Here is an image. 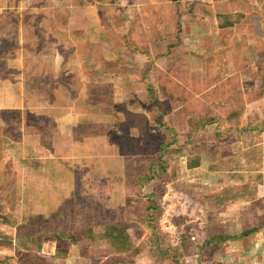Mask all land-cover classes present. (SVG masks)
Listing matches in <instances>:
<instances>
[{
  "label": "crops",
  "instance_id": "crops-1",
  "mask_svg": "<svg viewBox=\"0 0 264 264\" xmlns=\"http://www.w3.org/2000/svg\"><path fill=\"white\" fill-rule=\"evenodd\" d=\"M60 2L67 6L62 8V14L56 17L46 14L53 18L54 25L59 18H65L58 25L65 37L47 43L42 50L41 57L52 59L51 72L47 75L42 68L44 63L29 57L16 58L17 66L22 67L17 71L22 73L23 68L27 69L30 82L40 78L42 83L52 74L59 82V77L73 76L82 85L112 87L109 93L112 99L133 97L132 105L129 101L126 105L127 114L143 113L141 109L147 107L148 101L152 109L160 113L168 111L174 118L170 125L173 139L170 147L183 148L181 153L170 154L180 160L171 162L177 161L174 174L179 178H188L193 171L214 174L210 167L207 172H199L201 164L227 159L205 151L208 140L213 139L209 133L216 128L214 122L205 123L210 116H204L220 117L221 130L236 127L240 136L229 147L242 144L246 134L251 137L258 130L264 133V0ZM45 33L49 35L48 31ZM47 51L48 56L44 54ZM70 54L74 64L67 65ZM8 80L13 88V73ZM136 86L139 91L131 93ZM72 92L75 94L73 89ZM85 93L77 97L82 96L84 102L91 100L92 94ZM18 98L21 100L20 92L11 94V105L15 106L0 108V128L5 126L2 116L5 118L7 114L10 118L38 115L40 124L26 123L28 130L21 135L22 131L9 121L12 133L0 140L10 147V151L0 152V264H97V258L102 255L98 239L92 237L94 234L71 237L94 231L92 226L75 227L61 220L59 213L74 205L77 180L87 173L81 160L72 157L73 154L67 155L71 150L76 151L80 140L62 133L59 124L64 118H60L63 109L28 108L18 103ZM50 114L55 116V121L46 117ZM180 115L186 116V120L177 122L176 116ZM201 120L202 125L196 127L195 123ZM77 127L76 133L82 130L84 133L87 124ZM5 128L0 131H6ZM261 132L257 134L263 135ZM180 139L184 141L180 143ZM198 147L204 148L202 153L198 152L199 166L189 167L192 152L198 151ZM220 177L225 181L228 176ZM228 185L225 182L224 187ZM255 190L257 197L258 193L264 194L258 188ZM47 202L52 207L45 206ZM234 208L239 209L237 204ZM257 219L254 217L250 223H256ZM263 228L236 238L241 248L232 255L229 241L219 243L210 256L212 262L205 258L204 264H241L240 260L242 264H264ZM251 244H254L252 251L248 247ZM246 259L250 260L245 262Z\"/></svg>",
  "mask_w": 264,
  "mask_h": 264
},
{
  "label": "rangeland",
  "instance_id": "rangeland-1",
  "mask_svg": "<svg viewBox=\"0 0 264 264\" xmlns=\"http://www.w3.org/2000/svg\"><path fill=\"white\" fill-rule=\"evenodd\" d=\"M21 1L27 3L0 0V108L15 106L11 105V94L20 92L21 100L18 98L17 102L28 108L42 106L64 110L60 114L63 121L59 124L62 133L80 140L76 151L71 150L67 155L73 154L72 157L81 160L83 171L87 173L77 180L74 205L61 210L60 218L75 227L92 226L94 231L72 234L71 237L94 234L92 237L98 239L97 246L102 255L97 258V264H204L207 259L212 262L210 256L219 243L229 241L232 255L241 248L239 242L236 244V238L246 237L264 226V203L260 201H264V194L255 195L257 188L264 193V133L261 130L251 137L242 134L245 141L229 147L240 136L236 127L221 130L220 117L204 116H210L205 123L214 122L216 128L209 133L213 139L208 140L205 151L227 159L201 164L199 172H207L210 167L214 174L193 171L188 178H179L174 174L177 161L171 162L180 160L170 154L181 153L182 147H170L173 140L170 125L174 118L168 111L160 113L152 109L148 101L147 107L141 109L143 113L127 114L126 105L128 101L132 105L133 97L125 93L126 98L113 96L112 99L109 96L112 87L82 85L73 76L59 77V82L52 74L42 83L40 78L33 81L28 76L30 82L27 69L23 68L22 73L17 71L22 67L17 66L16 58L29 57L44 63L42 68L47 75L51 72L52 59L41 57L42 50L47 43L53 44L56 39L65 37L62 28L58 27L65 18H59L54 25L53 18L46 14L56 17L67 7L60 0ZM45 31L49 32L48 36ZM44 54L48 56L49 51ZM73 59L70 54L66 64H74ZM67 67L73 71V66ZM40 69L41 65H38L37 70ZM11 73L15 77L13 88L8 80ZM138 91L136 86L131 93ZM84 93L92 94L91 100L84 102L82 96L77 97ZM18 117L20 120L16 119ZM18 117L2 116L5 126L1 128L7 127V130L5 133L0 131V140L4 141L5 136L12 133L11 122L22 131L21 135L28 130L26 123L40 124L38 115ZM46 117L55 121L52 114ZM176 117L177 122L186 120V116ZM247 119L249 121V116ZM79 124H87L84 133L83 130L76 133ZM200 125L202 120L195 123L196 127ZM260 132L263 135L257 134ZM183 141L180 139V143ZM4 150L10 151L9 144L0 141V152ZM203 151L204 148L198 147V151L192 152L189 167L199 166L198 152ZM223 174L228 176L225 181L220 177ZM225 182L228 187H224ZM227 189L230 191L225 193ZM235 204L238 210L234 208ZM45 206L52 207V203L47 202ZM256 216V223L251 224L250 220ZM113 227L117 231L110 230ZM108 236H113L115 242H110ZM252 245H248L251 251L254 250ZM239 263L242 264V260Z\"/></svg>",
  "mask_w": 264,
  "mask_h": 264
},
{
  "label": "trees",
  "instance_id": "trees-1",
  "mask_svg": "<svg viewBox=\"0 0 264 264\" xmlns=\"http://www.w3.org/2000/svg\"><path fill=\"white\" fill-rule=\"evenodd\" d=\"M114 230V231H117L114 227L113 228H110V230ZM107 239H109L110 240V242H112V243H114L115 241H113L114 239H113V236H112V238H111V236H108V237H106ZM121 243H123V241H120ZM119 243V242H118ZM120 247V246H119ZM119 251V250H118Z\"/></svg>",
  "mask_w": 264,
  "mask_h": 264
}]
</instances>
